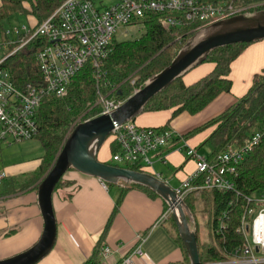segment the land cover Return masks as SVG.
<instances>
[{
  "label": "trees",
  "instance_id": "1",
  "mask_svg": "<svg viewBox=\"0 0 264 264\" xmlns=\"http://www.w3.org/2000/svg\"><path fill=\"white\" fill-rule=\"evenodd\" d=\"M63 1L0 0V28L4 29L6 27L4 21L20 8L25 9L26 5L28 7L25 10L29 12L31 25L37 27ZM204 1L213 3L228 1L239 8L245 5L258 4L264 0ZM261 8H264V3L255 7V9ZM160 15L161 13H152L144 20L146 31L141 37L123 41L115 39L111 45L110 53L103 60L101 73H97L92 65L87 62L72 77L67 96L61 98L44 97L37 113L39 132L35 138L41 142L45 153L41 157L40 165L36 171L23 178L4 177L0 182L7 180L5 193L28 189L46 175L60 152L68 133L71 132L73 126H76L77 118L88 112L85 120L95 117L101 112L98 105L92 107L96 104L100 94L106 95L116 87L122 91L118 98L125 100L134 91L133 79L136 78L138 85L143 87L145 80L169 65L187 39L202 25L206 24L199 21H188L181 27L167 29L160 24ZM252 43L238 42L216 48L205 60V62L215 63V67L210 73L191 84H186L183 77L177 79L162 92L153 96L146 104L144 112L174 108L168 123L183 112L190 114L201 112L220 94L231 90L233 84L230 78L231 64ZM41 44L39 38H34L26 51H19L4 61L2 66L10 71L12 80L18 87L23 88L28 82L41 79L42 76L35 57V53ZM114 93L117 94L118 90H115ZM213 126L215 128L207 139L212 146L209 157H214L231 143H243L246 137L256 132L261 133L262 138L261 142L254 146L246 158L236 167V171L228 176L234 184L233 189H196L184 198L195 218L194 222L190 221L189 223L197 236L199 257L202 264H220V262L229 260L231 254L238 247H243L245 237L238 229L246 209L252 205L248 197L264 192V70L255 75L253 84L244 97L226 108L218 116L186 133L184 138H189ZM162 128L170 127L165 125ZM109 148L111 155L119 150V146L110 139ZM114 165L119 166V164ZM126 167L143 171L135 165ZM66 173L58 182L56 189L70 183L68 180H64ZM199 182L201 180L196 181V183ZM36 186L38 184L34 188ZM122 186H124L123 191L116 202L110 220L118 212L120 203L128 189L140 188L151 196H159L150 188L136 183H123ZM198 212L204 215L207 239L201 238L202 227L199 226ZM246 220H249V217ZM221 222L224 227L221 228L220 232H217ZM164 225L171 237L180 244L187 261H190L173 215ZM101 247L102 241L99 240L94 246L92 254L82 264H105L100 255Z\"/></svg>",
  "mask_w": 264,
  "mask_h": 264
},
{
  "label": "built area",
  "instance_id": "2",
  "mask_svg": "<svg viewBox=\"0 0 264 264\" xmlns=\"http://www.w3.org/2000/svg\"><path fill=\"white\" fill-rule=\"evenodd\" d=\"M245 9L228 1L113 0L108 3L106 0H64L37 27L24 24L0 28V51L10 50L0 58V147L3 143L35 138L39 132L37 113L44 97L67 96L72 77L87 62L101 73L103 60L110 53L119 28L144 25L146 30L144 20L152 13H161L160 24L171 29L188 21L209 24ZM34 38H39L42 43L35 53L42 77L20 88L14 84L10 71L2 65L9 56L26 51ZM117 90V94L99 95L101 112L98 115L110 113L123 103L124 100L118 98L122 91ZM108 138L119 146V150L112 154L116 164L135 165L145 171L153 164L155 155L163 154L162 151L172 148V143L184 137L171 128L139 126L134 120H128L115 126ZM261 138L259 132L251 134L243 143H231L214 157L203 155L186 144L177 145V149L196 162V170L175 189L177 194L184 199L196 189H233L234 184L228 176L236 171ZM165 159L166 156L161 155V160ZM4 177L5 173L0 172V181ZM199 180L201 182L196 183ZM248 200L252 205L246 209L238 229L244 234L245 244L222 264H264V192L252 195ZM171 216L172 209L168 207L159 221H166ZM222 227L221 222L217 232ZM113 253L111 246L102 245L100 254L104 262ZM135 254H142L141 247L126 257L123 264H135Z\"/></svg>",
  "mask_w": 264,
  "mask_h": 264
},
{
  "label": "crops",
  "instance_id": "3",
  "mask_svg": "<svg viewBox=\"0 0 264 264\" xmlns=\"http://www.w3.org/2000/svg\"><path fill=\"white\" fill-rule=\"evenodd\" d=\"M214 67V62L204 61L187 72L183 80L186 84H191L210 73ZM263 70L264 39L247 46L232 62L231 90L220 94L201 112H183L168 123L174 108L143 111L135 117V123L146 127L166 125L177 135L184 137L201 125L196 122L197 118L203 115V119H207L205 121L211 120L244 97L250 90L255 75ZM214 128L209 127L172 143V148H166L162 151L163 154L154 156L153 164L145 171L159 175L176 189L196 170L195 160L177 149V145L186 144L201 153V142L210 136ZM34 139L36 138L25 140L32 142L27 150L13 147L16 145L12 144L18 142L1 144L0 172L5 173V178H23L38 169L45 150L41 142L33 141ZM161 155L166 156L165 161L161 160ZM150 167L152 168L149 169ZM64 180L70 183L55 189L53 194L57 220L56 242L53 249L36 264H82L92 254L99 240L102 245L114 249L105 264H123L124 259L134 253L138 246L141 247L142 254H135V264L191 263L187 261L180 244L167 232L164 225L167 220L159 221L169 207L160 196H151L140 188L128 189L118 212L110 220L125 182L106 183L99 177L86 175L75 169L69 170ZM6 182L7 180L0 182V258L11 257L31 247L40 238L45 225L38 204V186L34 188L37 184L23 191L5 193Z\"/></svg>",
  "mask_w": 264,
  "mask_h": 264
},
{
  "label": "water",
  "instance_id": "4",
  "mask_svg": "<svg viewBox=\"0 0 264 264\" xmlns=\"http://www.w3.org/2000/svg\"><path fill=\"white\" fill-rule=\"evenodd\" d=\"M262 39L264 8L214 21L197 30L169 65L150 76L143 87L128 96L117 109L78 123L66 137L56 160L38 185V204L45 224L40 238L28 249L0 259V264H36L53 249L57 238L53 194L58 182L71 168L99 177L106 183H136L156 192L172 209L179 234L190 257V264H202L197 236L189 223L194 221L193 213L176 190L159 175L109 164L99 160L98 153L115 126L137 117L153 96L203 63L216 48Z\"/></svg>",
  "mask_w": 264,
  "mask_h": 264
},
{
  "label": "rangeland",
  "instance_id": "5",
  "mask_svg": "<svg viewBox=\"0 0 264 264\" xmlns=\"http://www.w3.org/2000/svg\"><path fill=\"white\" fill-rule=\"evenodd\" d=\"M106 2H108V3H111V2H113V0H106ZM263 3H264V1L263 2H261V3H258V4H250V5H245V6H243V7H246V9L243 11V12H247V11H255V10H260V9H255V7H257V6H260V5H263ZM28 6L26 5L25 6V9L27 8ZM24 8H20L18 11H16V12H14L10 17H9V19H7V20H5L4 21V25L5 26H22V25H31V19H30V15H29V12H27L26 10H25ZM261 9H263V8H261ZM218 21V20H217ZM212 23V22H211ZM210 24V23H209ZM206 25H208V24H205V25H202V27H204V26H206ZM201 27V28H202ZM200 29V28H199ZM199 29H197V30H199ZM196 30V31H197ZM145 27H144V25H134V26H129V27H121V28H119L118 30H117V32H116V39L118 40V41H123V40H130V39H137V38H139V37H141L144 33H145ZM195 31V32H196ZM194 32V33H195ZM193 33V34H194ZM192 34V35H193ZM191 35V36H192ZM190 36V37H191ZM183 37V36H182ZM189 37V38H190ZM188 38V39H189ZM187 39V40H188ZM182 40V39H181ZM187 42V41H186ZM180 50V49H179ZM9 51L10 50H4V49H2L1 51H0V58H2L4 55H6V54H8L9 53ZM177 53H178V51H177ZM176 53V54H177ZM176 56V55H175ZM263 72V71H262ZM158 73V72H157ZM155 74V73H154ZM147 80V79H146ZM145 80V81H146ZM132 83H133V87H134V91L135 90H137V89H139V88H142V87H140L139 85H138V81L136 80V78L135 79H133L132 80ZM145 83V82H144ZM115 90H117V88L115 87V88H113V90L112 91H110L109 93H114V91ZM133 91V92H134ZM132 92V93H133ZM114 94H116V93H114ZM96 105H98V107H100V109H101V104H100V102H99V99L97 100V102H96V104L95 105H93L92 107H95ZM88 116V112H87V114H83V115H81L79 118H77V120H76V122H75V124L77 125L78 123H80V122H83V121H85V120H87V119H90V118H93V117H90V118H87V119H85L84 120V118L85 117H87ZM97 116V115H96ZM138 117V116H137ZM203 115L202 116H200L199 118H197V120H196V122H198V124H201V125H203V124H205L207 121H205V120H207V119H203ZM210 120V119H209ZM208 120V121H209ZM135 121V120H134ZM74 124V125H75ZM200 125V126H201ZM73 129L75 128L74 126L72 127ZM73 129H71L70 131H72ZM207 129V128H206ZM206 129H204V130H206ZM204 130H202V131H204ZM201 132V131H200ZM199 133V132H198ZM69 134V133H68ZM208 139V138H207ZM207 139H204L201 143V146H200V152L202 153V154H204V155H207V154H210L211 152H212V146H211V144L207 141ZM33 141H36V142H40L38 139L36 140V139H34ZM12 145H16V146H13V147H15V148H17V146L18 147H22L24 150H27L28 149V147H30V146H32V142L31 141H22V142H18L17 144H12ZM41 145V144H40ZM109 139L104 143V145L101 147V149H100V152H99V155H98V158H100L101 160H105L104 162H108V163H110V164H115L116 162H114L113 161V158H112V155H111V152H110V148H109ZM33 147H34V145H33ZM20 149V148H19ZM59 154V153H58ZM56 160V159H55ZM119 166H121V167H124L122 164H119ZM152 167H150L149 169H151ZM155 168L157 169V167H156V165H155ZM153 169H154V167H153ZM168 208V207H167ZM194 216V215H193ZM198 220H199V226L200 227H202L201 228V238L202 239H207V230H206V228L204 227V215L202 214V213H200V212H198ZM194 221H195V218H194ZM194 221H191V222H194ZM30 247V246H29ZM28 247V248H29ZM24 251V250H23ZM20 252H22V251H20ZM19 252V253H20ZM101 252V251H100ZM17 254V253H16ZM13 255H15V254H13ZM13 255H11V256H13ZM101 255V254H100ZM8 257H10V256H8ZM8 257H2V258H0V259H3V258H8ZM226 261H223V262H220L221 264L222 263H225Z\"/></svg>",
  "mask_w": 264,
  "mask_h": 264
}]
</instances>
